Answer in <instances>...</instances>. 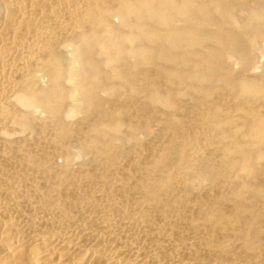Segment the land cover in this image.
Instances as JSON below:
<instances>
[{
    "label": "rangeland",
    "instance_id": "rangeland-1",
    "mask_svg": "<svg viewBox=\"0 0 264 264\" xmlns=\"http://www.w3.org/2000/svg\"><path fill=\"white\" fill-rule=\"evenodd\" d=\"M161 1L0 0V264H264V0Z\"/></svg>",
    "mask_w": 264,
    "mask_h": 264
},
{
    "label": "bare ground",
    "instance_id": "bare-ground-1",
    "mask_svg": "<svg viewBox=\"0 0 264 264\" xmlns=\"http://www.w3.org/2000/svg\"><path fill=\"white\" fill-rule=\"evenodd\" d=\"M164 1H166V0H164ZM163 2V0L161 1V3ZM169 2V1H168ZM168 2H163L162 4H160V5H157L156 3H152L151 1H149V2H147L146 4H145V7L142 9V11H148V12H154V11H156L157 9H159V8H168L169 9V7L171 8V7H173L174 5H169V3ZM171 3V2H170ZM122 10H126V9H124L125 8V5H122ZM130 9V8H129ZM258 10V9H257ZM139 11H140V9H139ZM159 11V10H158ZM185 11V10H184ZM188 11V10H187ZM124 12V11H123ZM126 12V11H125ZM182 12V11H181ZM139 13H141V11L139 12ZM190 14H191V12H189ZM251 14V13H250ZM185 15H187L188 17H190L191 15H188L186 12H185ZM252 17L253 18H256V19H262V18H264V15L261 13V12H259V11H254L253 13H252ZM198 19V18H197ZM255 21V20H254ZM103 44V43H102ZM107 45V44H106ZM81 47V46H80ZM78 45H74L73 47H72V49H73V51H72V59H71V61L70 62H68V64H66V66H64L63 68H59V72H60V76L64 79V80H66V81H68L69 83H71L72 85H71V87H74L75 89H76V91H77V89H79L80 88V86H81V83H82V80H83V78H82V70H81V68H80V66H78L77 67V65H75V64H81V57H83L82 56V48H80ZM84 52V51H83ZM84 61V60H83ZM84 64V63H83ZM84 66V65H83ZM58 75V76H59ZM60 77V78H61ZM39 78V77H38ZM72 89V88H71ZM73 90V89H72ZM81 90V89H80ZM75 90H73V92H74ZM75 91V92H76ZM41 94V93H40ZM38 95V94H37ZM36 94H34V93H18L17 95H16V98H17V100L21 103L22 102V104L24 105V106H26L27 108H30V109H35V107L37 108V106H38V103L40 102V100H39V98H38V96H37ZM72 95H73V93H72ZM76 95V94H75ZM39 97H40V95H39ZM42 97V96H41ZM73 98V97H72ZM44 100V99H43ZM42 102V101H41ZM43 102H45V101H43ZM40 104V103H39Z\"/></svg>",
    "mask_w": 264,
    "mask_h": 264
}]
</instances>
